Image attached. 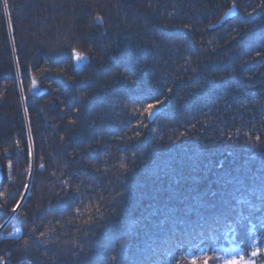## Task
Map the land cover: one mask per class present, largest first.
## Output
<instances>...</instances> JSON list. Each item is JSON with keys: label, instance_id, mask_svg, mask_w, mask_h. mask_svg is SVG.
<instances>
[{"label": "trees", "instance_id": "16d2710c", "mask_svg": "<svg viewBox=\"0 0 264 264\" xmlns=\"http://www.w3.org/2000/svg\"><path fill=\"white\" fill-rule=\"evenodd\" d=\"M4 3L0 264H264V0ZM173 193L228 204L138 235Z\"/></svg>", "mask_w": 264, "mask_h": 264}, {"label": "snow or ice", "instance_id": "6c2138e0", "mask_svg": "<svg viewBox=\"0 0 264 264\" xmlns=\"http://www.w3.org/2000/svg\"><path fill=\"white\" fill-rule=\"evenodd\" d=\"M4 8L5 10L8 9L7 0H5ZM8 15V28L11 31L13 25L10 13ZM97 19H100V17H97ZM76 59L78 61L83 59L82 54L76 53ZM36 83V79L33 77V88L36 87ZM159 103L160 101H157L156 104H148L143 111L151 117L153 110ZM29 155H31V151ZM41 167H43V165H41ZM193 191H195V189H193ZM205 195L207 194L178 195L177 193H173L171 196L165 198V203L163 205L155 208L150 216L146 218L148 224L144 226V229L141 233H138V235L149 237L153 243L163 238L162 242L167 243L171 238L177 235H190L197 229L203 230L209 220L218 222L219 213L225 210L228 202L222 197L215 203H209L204 199ZM13 211L15 212L16 209L14 208ZM152 217H157V219L152 220ZM208 227L214 230L216 223L208 224ZM201 252L204 253V250L201 249ZM250 256L252 259H249L248 256L241 253L237 257L224 260L223 264H256L255 258L260 256V249L258 246H252ZM210 259L211 258L207 256V254H204L202 262L194 257L191 260V264H209Z\"/></svg>", "mask_w": 264, "mask_h": 264}, {"label": "rangeland", "instance_id": "374dc122", "mask_svg": "<svg viewBox=\"0 0 264 264\" xmlns=\"http://www.w3.org/2000/svg\"><path fill=\"white\" fill-rule=\"evenodd\" d=\"M0 173H1V171H0ZM1 181H2V179H1ZM1 181H0V183H1ZM18 233L19 232H16V233H14L13 235H18ZM240 254L239 253H232V254H230L229 255V258H227V259H232L233 257H237V256H239ZM226 259V260H227ZM249 259H251V258H249Z\"/></svg>", "mask_w": 264, "mask_h": 264}, {"label": "water", "instance_id": "95a60500", "mask_svg": "<svg viewBox=\"0 0 264 264\" xmlns=\"http://www.w3.org/2000/svg\"><path fill=\"white\" fill-rule=\"evenodd\" d=\"M1 179H2V178H1V173H0V181H1Z\"/></svg>", "mask_w": 264, "mask_h": 264}]
</instances>
